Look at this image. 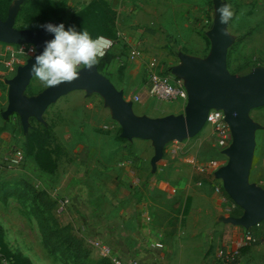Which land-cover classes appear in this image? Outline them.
I'll use <instances>...</instances> for the list:
<instances>
[{"label": "rangeland", "instance_id": "obj_1", "mask_svg": "<svg viewBox=\"0 0 264 264\" xmlns=\"http://www.w3.org/2000/svg\"><path fill=\"white\" fill-rule=\"evenodd\" d=\"M14 1L16 0H0L3 20L6 19ZM226 2L234 13L227 27L228 33L234 38L228 50L227 69L232 75L244 76L255 68H264V0H226ZM149 5L156 6L158 12L164 10L167 16L168 8L172 9V24L175 28L173 33L168 31V27L154 31L150 42L141 47L144 49L146 60L144 64L140 63V66L132 63L127 71H124V62L135 47L129 44L124 46L126 50L121 49L118 44L115 45L114 50H112L113 47L111 48L110 56L102 61L98 60L97 64H100L101 73L114 83V87L124 92L125 100L133 102V111L136 115L162 118L176 112L182 114L184 110L180 111L176 104H164L147 95L146 91L144 92L148 65L154 62L158 71L169 73L180 63L178 55L182 51L206 57L210 50L206 31L211 28L215 16L213 0H149ZM94 7V4H90L84 7L83 11L74 8L71 12V8L69 9L60 0H24L16 18L15 28L39 29V25L49 20L61 21L66 28L74 25L77 30H87L91 35L98 32L117 34L116 26L109 21L108 12L104 11L105 6L100 8L102 13L98 11L99 7L96 9ZM100 14L101 18L98 19L97 15ZM114 40L117 43V38ZM112 43L114 46V42ZM31 47L33 46L9 48L8 45L0 43V125L7 127L8 132L14 131L12 133L14 146L24 151L27 156L25 168H30L27 173L14 171L0 175V244L10 248L18 256L29 259L32 264H110L101 257L98 249L93 245V237L85 238L76 228L62 223L55 209L41 214L38 210L43 209V202L41 203L36 196L38 191H42L38 185L40 180L37 174L38 167L42 169L43 166L45 171H59L66 167L72 169L71 155L74 149L67 146L70 134L63 128L76 127L80 123L79 120L86 106L88 108L102 107V98L97 94L86 97L85 92L77 91L72 93L79 96L73 103L74 108L59 110L58 102H62L68 94L46 111L43 116L44 123L30 120V128L24 135L17 115L10 116L6 121L2 118V113L7 108L6 81L14 77L18 67L25 65L27 60L33 57L29 53ZM112 59L115 60L112 61ZM48 87L35 76L27 87L25 95L37 96ZM61 113H63V119L58 120L56 115ZM250 118L259 124L261 129L255 133L256 147L249 181L264 190V107L252 110ZM110 122L113 121L108 123L102 120L97 129L102 133H112V130L104 128L107 125L110 126L112 124ZM56 124L59 128L54 131ZM114 124L117 126L116 134L120 135L119 125L115 122ZM121 141L127 142L122 139ZM215 146V137L209 126H205L191 139L169 143L165 147V150H168V183L175 181L192 184V173L214 179V175L200 173L198 166L211 160H221L223 165L227 163V159ZM20 181L27 184V190L23 185L12 187L11 183ZM2 183H10L11 186L4 189L1 186ZM217 187L218 192L221 193L223 188L220 181ZM188 191H190L189 187ZM45 196L50 203L53 202L47 192ZM173 200V204H184V201L178 199L176 195ZM42 220H47L48 227L56 233L54 243L44 240L41 230ZM69 240L79 247L78 252L69 247ZM232 242L235 243V241ZM226 245V247H222L223 245L215 247L210 256L205 259L204 264H230L229 261L236 256L239 257L238 264H264V243L255 245L246 243L241 248L238 247L239 249ZM221 247L227 250L226 257H220L217 254Z\"/></svg>", "mask_w": 264, "mask_h": 264}, {"label": "crops", "instance_id": "obj_2", "mask_svg": "<svg viewBox=\"0 0 264 264\" xmlns=\"http://www.w3.org/2000/svg\"><path fill=\"white\" fill-rule=\"evenodd\" d=\"M60 1L71 8V12L74 8L83 11L84 7L95 3L99 7L98 11L105 6L114 14L113 23L117 30L115 38L118 41L116 43L114 38H110L114 42L112 50L117 44L124 50L127 44L135 46L124 62V71L132 63H137V66L145 63L144 49L141 47L150 42L154 31L168 27V31L173 33L175 29L172 9L168 8L167 16L164 10L158 12L156 6L149 5V0ZM99 43L105 44L104 41ZM112 50L108 51L109 56ZM182 53L204 58L199 54ZM144 92L149 95L148 80ZM78 98L77 95L69 94L62 102H58L59 110L74 108L73 103ZM176 105L180 111L184 110L183 106ZM60 115L63 113L56 115L58 120L63 119ZM102 120L108 123L112 121L108 110L103 106H86L76 127L63 128L70 134L67 146L74 149L72 158L70 156L73 164L71 170L69 167L59 171L37 168L40 179L38 185L52 198L55 212L63 198L69 201L64 212L57 215L62 223L76 228L85 238L109 241L124 252H146L160 242L163 248L153 251L160 257L157 264H204L215 247L229 244L239 249L246 232L254 236L252 230L246 231L219 222L221 217L242 215V210L237 206L227 213L231 202L223 191H216L219 180L192 173V184L168 183V150H164L162 160L157 164L156 171L152 172L150 162L154 149L151 143L141 140L121 141L120 135L116 134L114 121L104 127L112 130V133H102L97 129ZM57 126L54 125V131L59 128ZM7 132L8 128L0 125V152L16 149L14 131ZM25 166L21 169H0V175L14 171L27 173L30 168ZM193 184L196 188L192 187ZM174 195L184 204H173ZM222 247L217 253L220 257L221 252L227 254V250Z\"/></svg>", "mask_w": 264, "mask_h": 264}, {"label": "water", "instance_id": "obj_3", "mask_svg": "<svg viewBox=\"0 0 264 264\" xmlns=\"http://www.w3.org/2000/svg\"><path fill=\"white\" fill-rule=\"evenodd\" d=\"M23 3L24 0L14 1L5 20L0 12V43L33 46L39 54L45 42L54 37L42 28H15ZM213 4L215 16L206 33L210 42L208 55L197 58L180 53V63L170 71L172 76L183 81L187 92V103L182 114L162 118L136 115L133 102L126 101L124 93L117 90L96 66L91 70L82 67L77 79L59 86H49L37 96L28 97L25 91L35 77L30 73L35 62L33 56L16 69L13 78L6 81L7 108L2 113L3 120L17 115L26 134L30 120L44 123L46 111L62 97L77 91L85 92L86 97L97 94L102 98L103 107L108 110L111 120L119 125L122 139L151 143L154 155L150 165L152 172H155L169 143L195 137L205 128L210 110H220L231 133V144L222 152L227 163L214 173V177L221 182L230 201L242 210V215L221 217L219 222L246 231L259 226L264 222V190L251 184L249 177L256 147L255 133L261 126L250 118V112L264 107V68H255L244 76L229 73L227 56L234 38L227 31L228 24L220 23L219 13L216 12L220 0H213Z\"/></svg>", "mask_w": 264, "mask_h": 264}, {"label": "built area", "instance_id": "obj_4", "mask_svg": "<svg viewBox=\"0 0 264 264\" xmlns=\"http://www.w3.org/2000/svg\"><path fill=\"white\" fill-rule=\"evenodd\" d=\"M99 41L105 42V44L101 45L105 53L102 56L104 57L107 52L113 47V43L105 39H100ZM11 46L13 45H8L9 48ZM148 69L147 80L149 85V95L155 100L164 104H179L184 108L187 103V92L184 87L183 81L175 78L170 73H162L158 71L157 66L154 62L149 63ZM206 126H209L212 129L213 135L215 137V147L220 152V154L224 156L222 152L226 150L231 144V133L228 125L224 120L223 112L215 109L210 110L206 119ZM26 162L27 157L24 151H22L21 149H13L0 152V169H21L26 164ZM222 166L223 165L220 164L219 161L211 160L205 164L199 165L198 170L202 174H214ZM216 191L218 192L219 189L216 188ZM68 204V199L63 198L56 209V213H63ZM234 207L236 206L231 202L227 213H230ZM246 243H256L255 237L249 232H246L243 235L239 246H242ZM93 245L96 246L101 257L106 259L110 264H157L160 257L155 255L153 251L161 250L163 248L162 243L157 242L156 244L152 245L146 252H124L121 249H117L112 246L109 241L107 242L105 240L96 238L93 239ZM9 251H11L10 248ZM220 255L222 257H226L222 252L220 253ZM148 256H150L149 263L147 262ZM0 264H13L12 258L6 256L1 249Z\"/></svg>", "mask_w": 264, "mask_h": 264}, {"label": "clouds", "instance_id": "obj_5", "mask_svg": "<svg viewBox=\"0 0 264 264\" xmlns=\"http://www.w3.org/2000/svg\"><path fill=\"white\" fill-rule=\"evenodd\" d=\"M216 12L219 13L220 23L224 25L234 15L226 0H220ZM38 27L54 37L45 42L39 54L35 47L29 49L35 60L30 73L46 86H59L77 79L82 66L91 70L97 65L98 58L105 54L99 43L103 38L94 39L87 30H77L74 25L66 28L64 23H46Z\"/></svg>", "mask_w": 264, "mask_h": 264}, {"label": "trees", "instance_id": "obj_6", "mask_svg": "<svg viewBox=\"0 0 264 264\" xmlns=\"http://www.w3.org/2000/svg\"><path fill=\"white\" fill-rule=\"evenodd\" d=\"M92 4L95 5V3H92ZM94 9H96V6L94 7ZM104 11L105 12H108V14H109V21L113 23L114 14H112L111 12H109L106 8H105ZM97 17H98V19H100L101 18V14L100 15H97ZM46 22H49V20L45 21V23ZM51 22H60V23H62L61 21H51ZM33 30H35V29H33ZM92 37L94 39L100 37V38H103V39L109 40V41H112V40H110V38H114L115 39V35L114 34H112V33L111 34H107V33L104 34L102 32L95 33V34L92 35ZM108 56L109 55H108V52H107V54L104 57H101L98 60L99 61H102L103 59L107 58ZM106 65H108V63ZM99 66H100V64H97L96 65L98 71L101 73V71L99 69ZM44 125L47 126L46 124H44ZM22 133L24 135V132H22ZM42 169H43V166H42ZM9 185H10V183H2L1 184L2 188H4V189H7ZM11 185H12L13 188H16L18 185H23L26 190L28 189V186H27V184L24 181L16 182V183H11ZM36 196L39 198V200L41 201V203L43 202L42 203L43 209L39 208V210H38V211L41 212V214H43V213H45L47 211L51 212L52 209L55 208V204L53 202L50 203L48 201L47 197L45 196V192L38 191L37 194H36ZM41 222H42V224H41V230H42V236H43L44 240L46 242H48V243H54L55 240H56V233H54V231L48 227L47 220H42ZM263 223L260 224L259 226H257L256 228L251 229L252 231H254L253 234H254V237L256 239V244H259L262 241H264V227H262ZM68 243H69V247L73 248V251H75V252H78L79 251V247L75 246L73 244V241L72 240H69ZM0 249L2 250V252L6 256L12 258L13 264H32L29 259L18 256L16 253L9 251V248L6 247V246H3L2 244H0ZM229 263L230 264H238L239 263V257H237V256L234 257L232 259V261H229Z\"/></svg>", "mask_w": 264, "mask_h": 264}]
</instances>
